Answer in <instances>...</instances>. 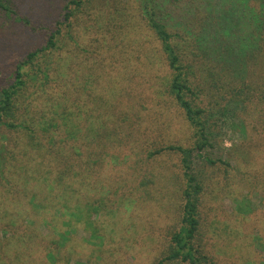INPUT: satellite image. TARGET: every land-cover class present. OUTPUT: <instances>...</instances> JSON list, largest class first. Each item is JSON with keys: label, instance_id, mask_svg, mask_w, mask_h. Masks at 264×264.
I'll list each match as a JSON object with an SVG mask.
<instances>
[{"label": "trees", "instance_id": "16d2710c", "mask_svg": "<svg viewBox=\"0 0 264 264\" xmlns=\"http://www.w3.org/2000/svg\"><path fill=\"white\" fill-rule=\"evenodd\" d=\"M84 3L70 2L76 10ZM153 3L160 11L168 5L163 0ZM173 4L177 7L166 8L159 18L154 5L148 12L149 27L160 45L155 61L150 56L151 60L144 61L146 58L137 54L135 47L131 49L125 43L122 20L108 24L95 12L92 16L99 31L92 32L94 39L86 42L72 31L63 37L74 41L76 49L71 53L74 50L67 48L71 42L61 41V30L72 28L76 14L66 7L45 43L17 60L12 78L0 84V126L17 134L12 144L23 173L16 176H31L39 187L38 205L42 206L37 211L39 225L29 224L26 216L19 219V225L18 220L8 223L18 228L8 244L14 264H67L77 258L69 246L78 232L86 231L84 218L97 220L107 229L116 222V228L111 226L116 235L120 234L123 228L117 222L124 225L120 223L123 215L133 214L139 202L134 196L139 198V192L152 202L157 201V194L163 197L161 203L172 206V198L168 200L161 194L165 184L173 187L174 204L182 199L184 204L181 227L174 229L171 221L162 228L164 242L160 250L164 248V252L156 264H247L218 248L209 228L216 218L226 228L235 223L233 218L252 223L240 213L223 211L221 204L225 196H243L247 186L261 188L264 194L263 165L255 178L246 177L244 168L238 162L232 163L229 151L224 159L223 148L217 157L205 158L206 165L213 167V176L208 175L203 184L193 171V160L194 152L214 148L204 119L206 110L215 111L221 106L213 90L224 99L239 102L244 111V125L240 127L250 143L262 139L264 0H177ZM0 9L26 28L39 29L3 0ZM16 14L20 16L17 19ZM171 26L182 27L185 36L181 31H171ZM80 41L91 48L74 55ZM88 73L91 76L86 77ZM160 77L168 82L160 83L158 96L173 100L182 110L189 127L195 130L193 148L152 146L155 139L149 141L155 137L153 132L144 125L141 113L135 115L131 103L128 105L134 90L148 84L156 87ZM170 152L181 156L186 180L183 190L179 175L170 174L172 166L165 168L164 157ZM15 154L0 144V171L5 168L7 156L13 161ZM35 172L43 181L36 178ZM11 204L20 205L19 211L23 212L22 202ZM202 209L212 218L210 222L202 219ZM254 221L264 244V211L259 210ZM88 233L91 235L80 239L79 244L86 247L87 253L91 247L90 256L91 240L98 239V247L108 249L100 232L94 229ZM105 259L100 264H107ZM87 262L97 264L93 257Z\"/></svg>", "mask_w": 264, "mask_h": 264}, {"label": "rangeland", "instance_id": "374dc122", "mask_svg": "<svg viewBox=\"0 0 264 264\" xmlns=\"http://www.w3.org/2000/svg\"><path fill=\"white\" fill-rule=\"evenodd\" d=\"M3 1L6 5L16 10L19 15L26 16L28 19L30 18L29 20L32 21V24L39 29L33 31L30 28H26L25 25L18 21L11 20L6 12L0 9V84L8 83L12 78V66L17 60L45 43L48 39L49 32L52 29L54 30L56 24L65 15L66 7H69V10H72L76 14V18L71 22L72 28L68 30L66 26V28L63 27L61 30V41L68 40V42H71L68 43L69 46L67 47L68 49L74 50L70 51L71 53L75 52L76 49L74 41L64 39L63 37L67 35V32L72 31L73 35L74 33H79L77 35L82 37L83 40H86V42L87 39L89 41L94 39L95 36L93 38L92 32L99 31L95 27V18L92 16V13L95 12V15L100 16L108 24H111L110 22H113V20H122L120 24L125 25V33L123 32L125 43L129 47H132L131 49L135 47L138 50L137 54L146 58L144 61L151 59L155 61V58L159 56L157 52L159 51L160 45L155 40L156 35L149 27L148 20V12L153 5L155 6L154 3L152 5V0H85L83 7L78 10L70 4L72 0ZM163 1L168 2L165 10L166 8L177 7L175 4L172 5V2L177 0ZM179 5H182V3L178 2ZM156 10L158 18L165 11H160V8L157 7ZM18 14H16V19L20 17ZM89 14L91 16H87ZM110 27L113 26L110 25ZM42 28L44 29L42 30ZM106 30L104 29V31ZM174 30L177 32L181 31L185 36L182 27L173 26L171 31ZM88 46L91 48L87 43L80 41L79 47L77 48L78 52L74 55H80L81 50L84 49L85 51ZM89 76H91L89 73L88 75L86 74V77ZM167 82L168 79L161 80L160 77L156 87H151L148 84L141 90H134L133 96L131 97H133L132 101L135 100V102L131 101L128 105L131 103L135 115L141 113L144 117V125L149 126L153 132L155 137L150 136L151 140L149 141L152 143L154 141L153 139H155L152 146L169 144L193 148L196 141L195 130L189 127V123L186 122L182 110L178 108L176 102L173 100L167 101L164 97L158 96L160 83L165 84ZM213 91L220 97L221 102L219 103L221 106L216 109L217 111L206 110L204 119L206 120L214 148L206 149L201 153L194 152L193 171L204 184L208 175L210 177L213 176V170L210 169L212 166L206 165L205 158H208L207 156L215 158L220 154V150L226 149V151L224 150V159L230 152L232 163L236 165L235 162H238L240 167L244 168L246 177L255 178L259 167L261 165L264 167V134L260 141L250 143L248 135L240 127V125H244V111L239 102L229 101L228 98L224 99L216 90ZM208 108L205 107V109ZM226 108L227 111H225ZM262 125H264V120ZM16 139L17 134L14 131L0 126V144H3L7 151H13L14 154L16 149L12 144V140L14 141ZM146 147L148 146L146 145ZM164 158L166 159L165 168L168 169L172 166L171 176L179 175L182 190L185 189L186 180L184 178L180 154L170 152ZM10 159V155L7 156L5 168H1L3 170L0 171V264H14L13 257L9 255L12 252L9 250L8 244L10 239L15 235L13 230H17L18 228H14L13 224L9 225L8 223L13 220H18L17 223L19 225V219L26 216L28 217L27 222L29 224L39 225L37 217L40 211H37L42 207L38 205L40 204L37 198L39 187L36 186L34 180H30L31 176H28V178L18 174L16 176V173H23L18 167L21 166L18 162L19 158L15 154V157H12L13 161H10ZM35 175L38 180L43 179L37 172H35ZM164 187L165 190L161 194L165 195L168 200L172 198V206L161 203L162 201L160 200L163 197L157 194V201L152 202L148 199H143L144 195L139 192V198L136 195L134 196L135 199H139V202L134 205L137 208L133 209V214L125 213L123 215L124 218L120 223L124 222V225L117 222L118 227L123 228L120 234L116 235L114 232L116 222H112L111 224L114 228L109 225L107 229V226L105 228L97 220L94 221L92 218H84L86 231L82 230L81 234L78 232V236L75 235L73 237L69 246L70 251L74 249L73 254L77 255V258L76 256V259L71 258L72 260L67 261V264H89L87 260L89 261L92 257L97 261V264H100L105 257L104 263L108 260L107 264H156V261L162 257V252H164V248L160 250L164 242V237H161L162 228H165V225L171 221L174 229L181 227V210L184 204V200L182 199L180 204L177 202L175 205L173 200L175 192H171L173 187L171 186L169 188L166 184ZM242 193V197H223L224 204H221L222 209L228 213L236 212L242 216H247L252 223L244 224V222L249 221L233 218L235 223H231V227L226 228L216 218L213 226L209 230L210 233L213 232L215 237L214 242L216 244L219 243L218 248L226 251L231 258H238L247 264H264V244L262 243L263 241L260 242L259 229L254 221L259 215V210L264 211V194L261 188L257 189L255 186H247ZM14 201L22 202L23 212L19 211L21 210L20 205L14 206L11 204ZM223 201H220L219 204L223 203ZM201 212L204 222H210L212 218H209L208 213H205L203 209ZM89 224H91V227ZM125 225H128V227ZM11 226L13 229H11ZM201 227L202 231H204L205 226L202 225ZM94 229L102 234L101 236L104 237V242L108 244V249L102 250L98 247V244H101V241L98 239H94V242L91 240L93 253L90 256L91 247H89V253H87L86 247L81 246L79 243L80 239H87L89 237L88 235H91L88 232ZM41 230L46 231L45 228H41ZM19 232L21 233V229ZM24 234L25 228H22V235ZM88 240L90 241V238ZM206 241H204V245L209 250L210 245ZM115 243H118V246ZM114 245L115 247L112 248ZM124 249H126V252L123 251Z\"/></svg>", "mask_w": 264, "mask_h": 264}]
</instances>
